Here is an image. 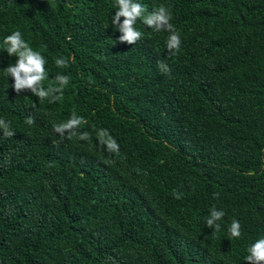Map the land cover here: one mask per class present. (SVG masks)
<instances>
[{
    "label": "trees",
    "instance_id": "trees-1",
    "mask_svg": "<svg viewBox=\"0 0 264 264\" xmlns=\"http://www.w3.org/2000/svg\"><path fill=\"white\" fill-rule=\"evenodd\" d=\"M137 2L169 8L176 55L139 19L142 38L119 43L115 0H0V118L15 132H0V264H245L264 235V0ZM15 30L44 55L45 87L69 75L56 103L12 89ZM73 111L90 140L54 132Z\"/></svg>",
    "mask_w": 264,
    "mask_h": 264
},
{
    "label": "clouds",
    "instance_id": "clouds-1",
    "mask_svg": "<svg viewBox=\"0 0 264 264\" xmlns=\"http://www.w3.org/2000/svg\"><path fill=\"white\" fill-rule=\"evenodd\" d=\"M115 15H112L111 23L116 30L119 31V43H127L134 45L142 38V32L135 27L137 20L155 32L166 31L169 33L166 40V47L171 55H176L181 46V36L179 31L171 23L173 19L169 8L160 5L150 13H146L144 6L137 2V0H115ZM121 18H123L121 20ZM5 52L9 57H16L14 63H10L4 68L6 78L11 77L13 83L12 89L17 95L23 91H30L32 95L36 96L40 101H47L52 104L59 101L65 87L70 82V77L67 74H60L44 86V81L47 78V71L45 65L47 63L44 55L39 51H35L28 42L22 37L19 30L11 32L6 35L3 40ZM55 65L60 68H67L68 60L64 57L55 59ZM157 68L161 73L168 74L169 67L164 61H157ZM25 123L32 125L34 123L33 117L26 118ZM87 123L82 116L77 115L75 111L72 112L70 118L66 121L53 123L52 127L55 133L61 138L69 140L78 138L81 141L91 139L88 132H80V126ZM0 132L6 138L13 137L15 132L11 128L9 121L0 118ZM98 143L105 146L109 153H119V144L116 139L107 131L101 128L96 133ZM175 199H181L182 193L173 190L172 193ZM219 193L214 194V198L218 197ZM225 216L223 210H217L215 205L212 206L209 216L205 219V224L208 228L213 229V234L220 231L221 225L218 221ZM232 238L238 239L241 236V226L238 220L233 219L227 229ZM247 255L244 257L245 264H264V235H260L252 241L246 248Z\"/></svg>",
    "mask_w": 264,
    "mask_h": 264
}]
</instances>
